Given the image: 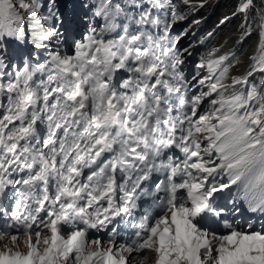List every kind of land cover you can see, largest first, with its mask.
Listing matches in <instances>:
<instances>
[{
    "label": "snow or ice",
    "instance_id": "1",
    "mask_svg": "<svg viewBox=\"0 0 264 264\" xmlns=\"http://www.w3.org/2000/svg\"><path fill=\"white\" fill-rule=\"evenodd\" d=\"M203 6L0 0V264H264V0L190 72Z\"/></svg>",
    "mask_w": 264,
    "mask_h": 264
},
{
    "label": "clouds",
    "instance_id": "2",
    "mask_svg": "<svg viewBox=\"0 0 264 264\" xmlns=\"http://www.w3.org/2000/svg\"><path fill=\"white\" fill-rule=\"evenodd\" d=\"M73 0H69V3ZM201 0H193V3H200ZM204 6L187 11L188 19L178 23L173 29L174 34L186 32L187 35L182 39V44L195 45L194 55L188 61V71H194V64L199 60L200 56L206 54L212 48L226 45L223 49L227 51L235 43L237 35L236 28L239 24V18H233L229 22L219 25V22L225 17L230 16L235 11L238 0H202ZM69 13L71 9H68ZM193 21H199L194 24ZM219 25V27H218ZM215 30V34L205 43L200 44L199 41L207 35V33ZM255 40V37H253ZM251 43V42H250ZM151 257L145 264H150Z\"/></svg>",
    "mask_w": 264,
    "mask_h": 264
},
{
    "label": "bare ground",
    "instance_id": "3",
    "mask_svg": "<svg viewBox=\"0 0 264 264\" xmlns=\"http://www.w3.org/2000/svg\"><path fill=\"white\" fill-rule=\"evenodd\" d=\"M185 45H188V44H185Z\"/></svg>",
    "mask_w": 264,
    "mask_h": 264
}]
</instances>
